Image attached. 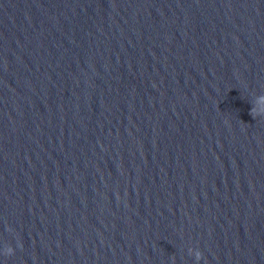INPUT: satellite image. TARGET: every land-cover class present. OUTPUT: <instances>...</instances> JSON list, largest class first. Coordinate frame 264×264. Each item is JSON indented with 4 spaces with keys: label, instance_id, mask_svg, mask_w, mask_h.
I'll return each mask as SVG.
<instances>
[{
    "label": "water",
    "instance_id": "water-1",
    "mask_svg": "<svg viewBox=\"0 0 264 264\" xmlns=\"http://www.w3.org/2000/svg\"><path fill=\"white\" fill-rule=\"evenodd\" d=\"M262 94L264 0H0V264H264Z\"/></svg>",
    "mask_w": 264,
    "mask_h": 264
},
{
    "label": "clouds",
    "instance_id": "clouds-1",
    "mask_svg": "<svg viewBox=\"0 0 264 264\" xmlns=\"http://www.w3.org/2000/svg\"><path fill=\"white\" fill-rule=\"evenodd\" d=\"M258 105H264V94L256 96L255 102L251 106L250 115L254 119L257 117L264 118V108L258 107ZM12 252H13V249L9 248L8 254L11 255ZM190 253H192L195 256L197 261L200 259L201 254L199 251L193 252V250L191 249Z\"/></svg>",
    "mask_w": 264,
    "mask_h": 264
}]
</instances>
